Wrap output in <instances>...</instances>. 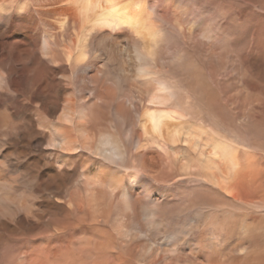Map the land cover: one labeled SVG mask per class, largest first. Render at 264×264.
<instances>
[{
  "label": "rangeland",
  "instance_id": "374dc122",
  "mask_svg": "<svg viewBox=\"0 0 264 264\" xmlns=\"http://www.w3.org/2000/svg\"><path fill=\"white\" fill-rule=\"evenodd\" d=\"M142 1L163 32L155 65L162 68L167 60L178 104L204 120V130L223 126L255 147L238 149V166H224L221 186L202 182L199 169L182 170L184 159L198 154L189 143L177 142L170 154L137 147L145 94L135 86L139 39L124 29L96 32L86 61L71 63L65 53L78 31L72 5L0 0V264H264V208L249 204L264 201V0ZM206 26L211 41L202 36ZM45 39L51 53L43 50ZM94 96L93 110L104 126L92 122L94 133L112 128L111 121L122 129L115 118L119 100L132 110L126 124L134 130L120 160L138 168L134 181L124 179L132 206L122 202L121 188L95 184L96 175L105 177L99 158L84 151L61 163L64 154L48 144L64 101L80 106ZM89 188L97 190L96 198L88 196ZM235 197L241 198L237 206ZM213 200L223 207L205 205ZM120 219L130 230L124 239L113 230Z\"/></svg>",
  "mask_w": 264,
  "mask_h": 264
},
{
  "label": "bare ground",
  "instance_id": "6f19581e",
  "mask_svg": "<svg viewBox=\"0 0 264 264\" xmlns=\"http://www.w3.org/2000/svg\"><path fill=\"white\" fill-rule=\"evenodd\" d=\"M63 1H64L63 3L65 4L72 5L75 8V11L77 12L78 15V31L76 33V41H74L73 47L70 45L71 47L69 48L68 53L67 52L65 53L66 54L65 57L68 62L78 64L86 61L88 57L89 38L93 36V34L96 32H101L103 30L107 31V29L111 31L124 29V30H129L136 38L139 39L140 46H138L136 50L137 52L136 61L138 60V64L135 70V81H136L135 86L137 87V89L144 91L145 94L143 98L144 102H143L142 110L138 115L139 116L138 126L140 132L138 133L139 136L137 141V147L150 148V152L148 151L150 154H157V153L170 154L171 151H174V145L177 142L181 141L184 143L185 142L189 143L191 146H193L194 151L196 149L198 150V154H196L197 157L195 159L187 160L183 158L184 163L183 165L181 164L182 170L184 172L185 171L192 172L194 169H199L198 173H196V176L201 177L202 182L204 183L209 182L212 183V185L214 186H221L222 181L220 176L223 175L224 172L223 169H227L224 168V166L228 167L231 170L235 169L239 163L238 157L240 155L237 156L238 149L240 147H243L245 150L250 149L252 145L255 147V144H253L251 141L248 140L249 137L248 139H246L245 137H241L240 135L234 134V132L228 133L226 130H224L225 127L223 126L212 124L211 129L210 130L208 129L209 131L204 130L202 124L204 123V120L201 123L197 118L192 116L186 107V103L184 102L180 103L183 104L184 106L178 104L179 92L177 91V85L174 84L171 77L165 74V69H166L165 64L167 60L163 59L162 68H159L157 65H155V61H156L155 45L158 43V40L160 41V39L158 38L163 34V32L161 28H159V25L154 21L152 14L154 12H150L149 10H147V7L145 5L148 4H145L142 0H63ZM256 5H258V3H256ZM260 6L262 9H264V2H262ZM207 26L205 27V29L207 28L206 31L205 29L203 30L202 36H204V38L206 37L205 38L206 40L207 38H209L210 40L213 37V35H212V31L210 30L211 27L209 28ZM215 31L217 30H214V32ZM222 47L223 48L226 47V50H228L227 48L228 46L224 47L223 45ZM43 50L46 53H51L50 42L48 39H45L43 41ZM225 53L227 54V52ZM130 58H131L130 60H132V57ZM73 67L75 66L73 65ZM122 70L125 72L128 71L124 66H122ZM126 75L128 74L126 73ZM93 80L94 78L92 77L91 82H95V80L94 81ZM111 93H112V97L114 96L115 98L116 97L115 91L112 90ZM235 93L236 92H234V95ZM95 96L94 99H92L94 102H91L92 101L91 100L80 106H77V103L72 101V99H67L64 101L63 107L60 108V111L58 110L59 112L57 111L58 115L56 116L57 117L56 122L55 123L52 122V128L50 130H52V132L55 134H53L54 136L50 137L48 144L52 149H57L59 153L64 154V157H59L61 160L60 159L57 160L58 162L61 163L65 162V160L67 159V155L71 157L70 155L75 153L74 155L76 156L83 153L84 151H86L87 153H91L92 156H95L94 158L96 157L99 158L98 165H100V171L102 173H104L103 171L105 170V177H103V175H96V176L94 175L96 178L94 176H91L94 177L93 180L95 184L102 183L106 187H108V189H112V190H116L117 187L121 188L120 197L122 198V202H124L125 206L128 207L130 206L131 203L129 202V196H128L129 192L127 191V188L124 186V179L126 176V178H130L132 181H134L138 176V168L134 166V164L130 167L127 166L126 164H123L120 161L124 152L123 146H125V142L129 139V137L132 136V131L134 130L132 124H130L129 126H127L126 124L128 120L127 115H129L128 110L130 109L127 108L126 103L123 100L121 101L119 100L117 102V108H116L117 117L115 118H117V120L120 121L118 122L121 125L120 128L122 129L117 128L119 126L116 127L114 125V122L111 121L112 128L106 125L105 127H107L108 130H104V128L103 129L101 128L99 130V134H97L98 132L94 133L91 129L92 122L94 124H97L98 126L101 127L103 126V123L101 121L102 118L100 116H97L96 115L97 112L95 113L93 110V105L97 104V99ZM181 110L183 112L182 114L181 112L179 113V111ZM243 113L240 115H243ZM131 116L133 119V115ZM192 118L196 120L192 121L191 120ZM183 119L187 120L184 123L189 124V126L185 127L183 125L184 124ZM176 120H180V121H176ZM133 121L135 122V120ZM71 129L72 130L76 129L78 138L74 137L72 133H70ZM259 151H260V147H259ZM111 164H114L116 166L112 167ZM101 172L100 174H102ZM86 179H88V177ZM227 180H229V178ZM56 188L59 189L60 186L58 185L56 186ZM96 191L97 190H95L94 188H89L87 191L88 196H90L91 198L93 197L96 198V194H98V192ZM227 195H223V196L226 197L228 199L227 201L229 202V200L231 201L232 199H230L231 197ZM112 197H114V195ZM239 200L241 201V198L237 199L235 197L233 201L234 205L237 206V201ZM122 202H120L119 204H122ZM200 203L202 204L205 202H200ZM246 203L249 202L247 201ZM249 204L255 205L260 209L264 208V201L256 204H254V202H250ZM205 205L210 206L213 209H219V207L222 206V203L213 200L211 204L205 203ZM238 205L240 206V204ZM227 207H230L229 204H227ZM236 208L239 209V207ZM124 223L125 221L123 222V220L121 219L120 221L118 220L117 223L114 225V229H113L115 230L116 235L121 239L127 238L130 232L129 228L127 227L128 224L126 225ZM4 226H3L4 229L9 230L7 224L5 227ZM152 243L154 244L155 241L151 243H147V246L145 247L146 252H149L152 249L151 247ZM243 251L244 248H240L238 250L239 253ZM10 257H12V255ZM210 264H214V262H211Z\"/></svg>",
  "mask_w": 264,
  "mask_h": 264
}]
</instances>
